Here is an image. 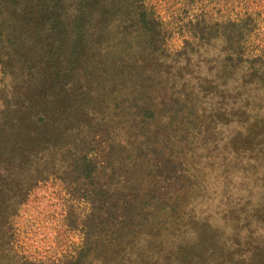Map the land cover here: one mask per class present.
<instances>
[{"label": "rangeland", "instance_id": "1", "mask_svg": "<svg viewBox=\"0 0 264 264\" xmlns=\"http://www.w3.org/2000/svg\"><path fill=\"white\" fill-rule=\"evenodd\" d=\"M0 10V264H264V0Z\"/></svg>", "mask_w": 264, "mask_h": 264}, {"label": "trees", "instance_id": "2", "mask_svg": "<svg viewBox=\"0 0 264 264\" xmlns=\"http://www.w3.org/2000/svg\"><path fill=\"white\" fill-rule=\"evenodd\" d=\"M0 15H2V16H3V10H0Z\"/></svg>", "mask_w": 264, "mask_h": 264}]
</instances>
